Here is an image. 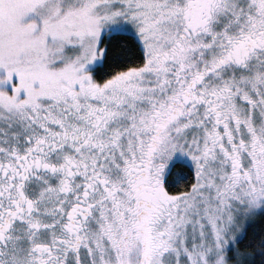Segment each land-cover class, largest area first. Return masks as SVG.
I'll return each mask as SVG.
<instances>
[{"label":"flooded vegetation","instance_id":"af4514ba","mask_svg":"<svg viewBox=\"0 0 264 264\" xmlns=\"http://www.w3.org/2000/svg\"><path fill=\"white\" fill-rule=\"evenodd\" d=\"M174 1L185 34L156 67L76 102L50 91L20 132H1L0 264H149V215L175 195L167 184L183 162L171 154L189 138L206 154L201 169H219L231 193L250 189L257 172L264 179V81L249 99L222 88L264 63V8L246 21L258 32L229 45L212 30L240 0ZM214 48L218 60L204 65ZM217 98L232 105L218 109Z\"/></svg>","mask_w":264,"mask_h":264},{"label":"rangeland","instance_id":"374dc122","mask_svg":"<svg viewBox=\"0 0 264 264\" xmlns=\"http://www.w3.org/2000/svg\"><path fill=\"white\" fill-rule=\"evenodd\" d=\"M175 3L174 0H0V134L10 136L20 132L24 121L28 122V112L39 105V99L49 97L50 91L57 97L67 94L75 102L82 94L103 92L107 85L94 82L92 75L104 58V49L100 48L102 38L115 33L131 34L141 42L148 59L142 72L127 71L111 82L140 77L156 67L159 58L174 46L175 38L185 34L183 18L174 15ZM252 8L256 12L264 8V0L227 3L212 33L232 45L246 34V29L258 32V23L249 26L246 22L253 18ZM182 16L188 19L186 14ZM130 17L133 19L128 20ZM205 51L194 48V54ZM218 53V49H211L202 60L204 65L216 63ZM249 70L232 73L230 77L238 79L235 86L224 84L222 88L229 90L231 96L242 93L249 99L250 91L264 81V63L254 62ZM229 100V105L218 98L213 103L218 109L228 108L232 105ZM1 138L4 137L0 135ZM188 140V146L171 156L173 161L192 166L196 182L188 192L168 195V205L165 200L160 201L151 211L149 264H246L237 243L246 226L264 212V179L257 172L253 177L257 182L250 189L231 193L224 177L218 174L219 169H213L212 165L205 168L208 170L201 169L206 154L197 153V143ZM172 207L177 208L175 214L167 212Z\"/></svg>","mask_w":264,"mask_h":264},{"label":"trees","instance_id":"16d2710c","mask_svg":"<svg viewBox=\"0 0 264 264\" xmlns=\"http://www.w3.org/2000/svg\"><path fill=\"white\" fill-rule=\"evenodd\" d=\"M100 48L104 49L103 61L92 70L93 81L98 84L127 71L142 68L147 62L145 49L131 34L115 33L103 38ZM194 183L193 169L184 163H178L168 180V192H188ZM237 247L245 256L246 264H264V212L246 226Z\"/></svg>","mask_w":264,"mask_h":264}]
</instances>
